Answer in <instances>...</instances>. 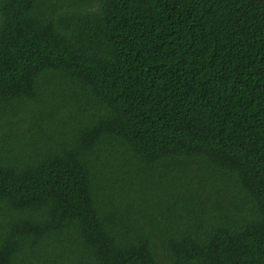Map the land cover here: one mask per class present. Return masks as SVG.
Segmentation results:
<instances>
[{"label": "trees", "instance_id": "trees-1", "mask_svg": "<svg viewBox=\"0 0 264 264\" xmlns=\"http://www.w3.org/2000/svg\"><path fill=\"white\" fill-rule=\"evenodd\" d=\"M0 264H264V0H0Z\"/></svg>", "mask_w": 264, "mask_h": 264}, {"label": "rangeland", "instance_id": "rangeland-1", "mask_svg": "<svg viewBox=\"0 0 264 264\" xmlns=\"http://www.w3.org/2000/svg\"><path fill=\"white\" fill-rule=\"evenodd\" d=\"M45 100V99H44ZM188 172L186 169H182L181 171L179 172H176V173H171V174H167L164 176V179H160V178H163L159 175H152L151 177L153 178H150L148 179V183H149V186L152 185V186H155V187H162V186H166L167 184H169L167 181L165 180H168L169 182L171 181L172 183V180L173 178H171L172 175L174 176H182V172ZM169 177V178H168ZM166 178V179H165ZM161 195V193H159Z\"/></svg>", "mask_w": 264, "mask_h": 264}]
</instances>
